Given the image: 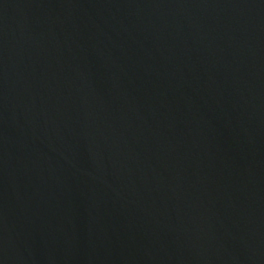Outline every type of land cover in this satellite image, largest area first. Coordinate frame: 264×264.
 Segmentation results:
<instances>
[{
    "label": "water",
    "instance_id": "water-1",
    "mask_svg": "<svg viewBox=\"0 0 264 264\" xmlns=\"http://www.w3.org/2000/svg\"><path fill=\"white\" fill-rule=\"evenodd\" d=\"M0 264H264V0H0Z\"/></svg>",
    "mask_w": 264,
    "mask_h": 264
}]
</instances>
